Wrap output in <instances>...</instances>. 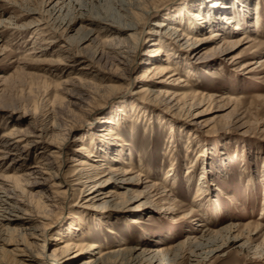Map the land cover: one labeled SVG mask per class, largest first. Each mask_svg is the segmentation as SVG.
I'll return each mask as SVG.
<instances>
[{
	"label": "rangeland",
	"instance_id": "rangeland-1",
	"mask_svg": "<svg viewBox=\"0 0 264 264\" xmlns=\"http://www.w3.org/2000/svg\"><path fill=\"white\" fill-rule=\"evenodd\" d=\"M56 1L0 0V139L6 130L1 127L4 116L11 124L21 123L24 127L29 126L34 119L40 124H52L62 120L63 124L74 123L76 140L92 130L94 133L86 139V143L91 146L90 138L94 134L102 133L105 131L104 127L108 126L101 123H106L111 115L110 110H114L118 105L128 104L121 107L126 115L115 111L116 126H113L126 142H123L126 151L124 157L126 161L132 162L131 168L139 170L147 178L144 180L149 179L152 184L166 182L165 174L172 169L170 173H174L176 181L173 185L167 182L170 191L164 192L160 189L159 194L163 196L161 202L166 201V198L169 202L172 200V203H176L178 212L167 213L162 203L140 204L143 199L135 200L133 203L106 210L104 214L107 217H101L102 213L96 212L89 215L91 230L84 238L105 244L104 248L119 244H146L156 249L157 246H174L183 240L188 241V237L192 235L201 236L206 228L212 232L234 224L230 234H216L214 241L209 242L207 246L198 248L194 243H187L179 252V257H182L180 264H264V236L253 227L247 226L249 223L264 224V0H259L261 29L256 32H251L253 28L248 29L247 33L252 36V41L235 48L234 53L242 55L239 63L216 54L196 59V53L192 54L190 50L176 44L171 46L190 63V68L184 62L181 63L180 76L191 83V91L211 97L203 102L204 107H208L210 111L203 116L204 119L202 118L206 126L190 124L186 118L177 114L172 116V112L163 106L158 108L140 103L141 108L136 104L135 108H132L129 104L133 101L131 93L143 84L134 82L129 85L130 77L122 66L115 67L109 63L92 61L94 51H109L104 43L108 38L106 34L82 43L87 49L83 50V56H79L81 52L77 50V42L67 37L74 36L82 23L89 26L90 23L79 21L78 17L82 12L94 15L91 12L97 7L102 11H111L114 6L111 2L60 0V4L62 1L67 4L61 5L64 7L62 18H56L59 15L58 9H51ZM182 1L142 0V4H157V7L155 13L145 19L139 31L145 32L151 27L155 28V23L160 21L161 15H168L181 8L177 5ZM188 1L191 3V0H186ZM35 18L45 23L47 31L57 40L55 44L46 43L44 35L36 33L38 29L34 25ZM243 18L240 13L239 20ZM69 25L72 27L69 28ZM213 30L215 29H208L204 34L208 35ZM243 32L245 31H237L232 36V42L240 40ZM219 41L209 43L208 48ZM62 44L68 46L70 53L74 54L73 57L77 56L81 60L84 58V62L88 64V73L82 74L79 72L81 70L76 72L81 73L82 78L91 79L98 85L114 86L112 92H101L93 99L90 98L91 104L85 106L88 110L84 113L80 112L79 106H72L78 110L79 120L75 122L73 116H66L67 110L62 112L64 107L61 105V99L65 98L66 101L71 98L68 94L70 85H65L64 81L70 72L68 70H72L68 65L72 61L67 59V72L64 70L62 73L59 70L63 65L57 64L58 57L61 54L62 58H66V54L64 51H55L59 48L58 45ZM148 45L150 42L148 37H145L140 51L145 54ZM35 46L44 50H33ZM110 55L109 62L114 57ZM249 59L257 62L251 73L242 69L241 63ZM145 62L144 59L134 66L131 78L144 69ZM77 68H80V65ZM110 96L114 98L111 99ZM101 136L102 134L97 138L100 139ZM78 143L80 142L70 141L67 148H73L74 144ZM30 150L26 153V158L29 164H32L37 149ZM190 167L191 172L188 171ZM200 183L210 185L203 186L207 190L199 196L202 201L209 200L206 207L193 201ZM143 187L144 185H141L139 190ZM0 196H3V193H0ZM76 200L74 193L67 203L68 206L78 203ZM168 201L166 202L169 203ZM194 209L197 210L195 213H198V217L180 218ZM14 213L22 215L20 212ZM61 214V209H56L53 221ZM65 214L67 216L68 212ZM134 217L138 222L132 220ZM201 217L205 219L206 227L199 224ZM55 225V228L50 230L51 234L59 226L57 223ZM237 234L241 237L235 239L234 235ZM217 247L220 249L213 254L209 253V250ZM52 249L53 246L48 249V254ZM191 251L198 256L196 259L189 258Z\"/></svg>",
	"mask_w": 264,
	"mask_h": 264
},
{
	"label": "bare ground",
	"instance_id": "bare-ground-1",
	"mask_svg": "<svg viewBox=\"0 0 264 264\" xmlns=\"http://www.w3.org/2000/svg\"><path fill=\"white\" fill-rule=\"evenodd\" d=\"M107 1L114 5L111 11H102L97 7L91 12L94 15L82 12L77 20L88 22L90 26L82 23L76 29L74 36L67 37L77 42V50L81 52L79 56H83V50L87 49L82 43L106 34L108 38L104 43L109 51H94L92 61L109 63L115 67L122 66L130 77L129 85L134 82L143 84L131 93L133 101L129 104L132 108H135V104L141 108L140 103L158 108L163 106L172 112V116L177 114L181 118H186L190 124L206 126L202 118L210 111L208 107H204L203 102L211 97L191 91V83L180 76L181 63L187 64L188 68L191 67L190 63L185 60L183 54L177 53L171 46L176 44L190 50L192 54L196 53V59L216 54L239 63L242 55L234 53L236 46L252 41V36L247 33L248 29L253 28L251 32H256L262 27V18L259 15L261 1L191 0L190 3L183 0L177 5L181 8L168 15L167 13L161 15L160 21L155 23V28L151 27L145 32L139 29L145 19L155 13L157 4H142V0ZM64 3L62 1L60 4V0H57L52 5L51 9H58L59 15L56 18H62L64 7L61 5ZM240 13L244 18L239 20ZM73 20L75 24V19ZM34 25L38 29L36 33L44 35L46 43L57 42L41 19H36ZM72 25H69V28ZM208 29L215 30L208 35L204 34ZM237 31L245 32L240 40L232 42V36ZM95 34L97 35L94 37ZM145 37H148L150 45L145 49L144 54L140 51V47ZM216 40L220 41L208 48L207 45L215 43ZM58 47L55 52L64 51L63 53L66 54V58H62L60 54L57 60L58 65H63L59 68L62 73L68 64L65 62L66 59L72 61L68 65L73 71L67 69L70 72L64 81L65 85H70L68 94L71 98L66 101L62 98L61 105L64 107L62 112L67 110L66 116H73L75 122L79 120L78 110L72 106H79L80 112L84 113L88 110L85 106L91 104V99L95 95L112 92L114 86L98 85L91 79L82 78L81 73L76 72L78 70H81L79 72L82 74L89 72L86 70L89 68L86 67L88 64L84 62V58L81 60L77 56L73 57L74 54L70 53L67 45L62 44ZM33 50L44 49L35 46ZM110 54L114 55L111 62L108 57ZM144 59L146 60L143 64L144 69L131 78L134 66ZM241 63L242 69L247 73L253 72L252 67L257 64L252 59ZM78 65L80 68H77ZM122 106L126 107L128 104H121L110 110L111 115L106 123L104 121L101 123L108 126L104 127L105 131L90 138L91 146L86 143V139L94 132L90 130L88 131L90 133H84L87 137L84 135L76 140L74 123L63 124L61 120L52 124L49 122L40 124L34 119L29 126L24 127L21 123L11 124L6 116L2 118L1 127L6 130L1 134L0 139V193H3V196H0V264H180L182 257H179V252L187 243H194L195 247L199 248L213 242L216 234H230L234 224L212 232L206 228L201 236L192 235L188 237V241L183 240L174 246L161 245L156 249L146 244H135V246L119 244L104 248L105 244L84 238L91 230L89 215L96 212L102 213L101 217H107L104 214L106 210L133 203L135 200L143 199L140 204L162 203L167 213L178 212L176 203H172V200L169 202L166 198L169 203L164 200L161 202L163 196L159 194L160 189L164 192L170 191L167 182L173 185L176 181L173 177L174 173H170L172 169L165 174L166 182L152 184L151 180H144L147 178L139 170L131 168L132 162L126 161L125 147H123V142L125 144L126 142L113 128L114 125L116 126L115 111L126 115ZM202 106L204 108L201 109ZM101 134V138L98 139L97 136ZM70 141L80 143L68 149ZM119 141L122 143H118ZM34 148L37 149L35 158L32 164H29L26 153ZM190 169L192 167L188 171ZM141 185L144 187L139 190ZM201 185L200 183L199 191L193 201L206 207L209 200L202 201L199 196L207 190L203 186L210 185L203 184L202 187ZM74 193L78 203L68 206L67 203ZM56 209H61L63 214L55 217L53 221ZM77 209L79 211H76ZM14 212H20L22 215ZM65 212H68L67 216L64 215ZM195 212L197 210L194 209L180 218L198 217V213ZM132 220L137 221V218L134 217ZM56 223L59 226L51 234L50 230L55 228ZM199 224L207 226L203 217L199 219ZM247 226L253 227L264 236L263 223H249ZM239 237L240 234L234 235L235 239ZM52 246V252L48 254V249ZM220 247L209 250V253H215ZM189 256L190 259L198 257L192 251Z\"/></svg>",
	"mask_w": 264,
	"mask_h": 264
}]
</instances>
